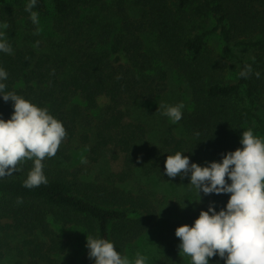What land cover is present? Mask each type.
Listing matches in <instances>:
<instances>
[{
	"label": "trees",
	"instance_id": "1",
	"mask_svg": "<svg viewBox=\"0 0 264 264\" xmlns=\"http://www.w3.org/2000/svg\"><path fill=\"white\" fill-rule=\"evenodd\" d=\"M51 4L46 20V0H36L33 23L25 5L0 2V22L7 23L0 31L12 47L10 54L0 52V67L8 74L4 91L47 108L65 128L59 147L65 150L77 139L87 148L86 160L70 167L56 156L44 158L47 183L33 188L22 185L31 160L0 178V264L11 251L13 264H92L85 247L89 235L111 240L127 256L138 242L147 246L149 237L157 241L150 264H190L179 253L175 228L191 224L209 203L219 210L229 194L201 191L193 208L173 214L153 190L132 180L188 183L187 176L164 173L168 154L180 151L190 163L204 164L239 147L243 130L264 137L258 111L264 54L241 60L232 81L217 77L206 50L214 33L226 58L233 45L263 49L264 0ZM246 64L252 73L245 78L239 73ZM172 74L189 92L178 121L183 135L162 132L152 141L141 111L166 90ZM12 111V101L0 98V117ZM101 158L116 166L103 177L86 176L87 166ZM209 264L224 261L213 255Z\"/></svg>",
	"mask_w": 264,
	"mask_h": 264
},
{
	"label": "clouds",
	"instance_id": "2",
	"mask_svg": "<svg viewBox=\"0 0 264 264\" xmlns=\"http://www.w3.org/2000/svg\"><path fill=\"white\" fill-rule=\"evenodd\" d=\"M36 0H26L25 11L33 23L38 15L32 11ZM7 28L0 22V29ZM0 52L11 53V45L0 31ZM252 73L246 64L241 77ZM7 72L0 67V98L11 100L13 111L5 119L0 117V178L19 171L18 164L31 160L22 185L33 188L47 183L43 172V159L56 154L65 137L62 122L47 108L41 107L14 92H5ZM254 75L260 76L259 72ZM168 120L175 124L182 117L184 105L161 104ZM239 147L221 155L219 160L204 164L189 162V157L176 151L164 160V173L168 177L187 176L196 192L224 194L228 199L219 210L209 203L201 209L191 224L178 225L174 234L179 238V253L189 257L190 264H209L213 255L224 264H264V138L251 129L243 130ZM227 177V179H226ZM199 201V200H197ZM87 256L92 264H146L147 258L137 252L134 258L122 255L111 240L86 236Z\"/></svg>",
	"mask_w": 264,
	"mask_h": 264
},
{
	"label": "rangeland",
	"instance_id": "3",
	"mask_svg": "<svg viewBox=\"0 0 264 264\" xmlns=\"http://www.w3.org/2000/svg\"><path fill=\"white\" fill-rule=\"evenodd\" d=\"M0 2L7 5L18 6L25 5L26 0H0ZM46 4L49 9V13L44 17L47 20V18L50 16V11L52 10L51 0H46ZM46 20L45 22H47ZM221 48L222 40L220 36L217 33L210 35L207 40L206 50H208V55L216 64L214 72L216 73L218 78H222L224 80H236L241 60L253 58L257 51L264 54V47L263 49H259L245 47L243 45H233L232 57L226 58L225 56H223ZM188 99L189 92L185 83L178 77L177 74H172V76L168 79L166 90L163 93L157 95L154 99L145 103L144 109L141 111L142 115H140V117L148 124V128L151 129V136L149 137L153 138L152 141L159 139V136H162V132L171 131L176 135H183V130L179 123L177 122L173 124L168 120L166 116L161 115L162 109L159 106L161 104L174 105L177 103H182L184 106H186ZM258 111L261 115H264V93L261 94L258 101ZM65 147V150H63L62 147H59L56 154L54 155L59 162L69 165L70 167L85 162V154L87 151L85 145L81 144L77 141V139H75L72 143L66 144ZM111 166L115 167L116 165H114V163L111 164L110 161L105 158H101L96 163H92L87 166L88 172L86 173V176L91 179L103 177ZM132 183L137 187L142 185L144 188L153 190L155 194L163 201V205L169 208V210L173 214L181 213L188 208L191 209L195 206V198L197 192L188 183H160L156 181H154L153 183L152 180L148 178L134 179L132 180ZM74 235L76 236V232H73V236ZM146 239V242L149 241V244L145 247H140V242H138L136 244V246L138 245L137 248H133L132 252L128 253V257L130 259L134 258L137 252H140L147 258L146 264H150L152 258L157 252V241L152 240L149 237ZM14 258L15 251L9 252L4 260V264H13Z\"/></svg>",
	"mask_w": 264,
	"mask_h": 264
}]
</instances>
